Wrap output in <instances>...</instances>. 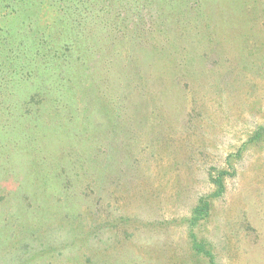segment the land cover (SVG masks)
Masks as SVG:
<instances>
[{
  "label": "rangeland",
  "instance_id": "obj_1",
  "mask_svg": "<svg viewBox=\"0 0 264 264\" xmlns=\"http://www.w3.org/2000/svg\"><path fill=\"white\" fill-rule=\"evenodd\" d=\"M159 1L154 28L180 43L136 51L156 64L130 77L124 101L111 97L119 123L98 124L87 103L85 125L81 109L47 99L37 120L51 129L31 118L35 133L21 134L36 138L35 171L12 149L21 131L0 136V264H264V0H196L193 16L178 12L187 0ZM146 4L133 21L160 14ZM105 130L114 148L96 154ZM200 198L209 214L194 223Z\"/></svg>",
  "mask_w": 264,
  "mask_h": 264
},
{
  "label": "trees",
  "instance_id": "obj_2",
  "mask_svg": "<svg viewBox=\"0 0 264 264\" xmlns=\"http://www.w3.org/2000/svg\"><path fill=\"white\" fill-rule=\"evenodd\" d=\"M125 1L126 5L130 4L129 0ZM188 1L193 3L192 6L184 7L178 12L191 14L197 2ZM147 2L156 8L158 6L160 13L149 14L148 18L152 21L147 22L148 26L141 19L142 15L135 21L132 16L135 13L141 14ZM161 3L159 0H139L128 16L126 13L120 14L124 12L121 11V0H0V136L11 137L16 130L21 131L20 134L16 131L12 138V149L21 146V150L36 157H33L36 167L32 171L43 166L42 156L32 146L36 138L30 137L28 141L21 134L32 136L35 133L33 124H30L31 118L37 121L36 126L51 129L49 123L37 120V112L49 108L47 99L58 95L56 98L59 104L63 108L69 106L70 112L67 113H72L71 117L81 109L84 115L80 118V123L85 125L87 103L88 111L97 116L95 119L98 124L119 123L118 119L121 117L115 113L116 106L111 97H120L124 101L133 93L130 77L140 72L145 78L150 65L156 64L146 60L141 63L136 51L147 49L142 46L157 44L158 46L149 48L154 56L160 48L174 49L177 42L180 43L171 39L162 27L159 30L154 28L155 24L163 20ZM40 26L43 31L38 30ZM173 36L180 38L179 33ZM34 98L36 104L32 103ZM123 105H126V101ZM68 119L66 124L63 123L64 127L60 128L68 130L67 126L72 121ZM7 127L15 130H8ZM72 133L75 138L77 133L68 130V134ZM99 133L94 134L96 144H99L96 154L101 152L100 145L107 140L110 143L105 147L109 150L114 148L113 143L117 138L107 130L103 132V136ZM71 135L60 140V149L54 150L55 155L67 147L73 148L72 143L67 144ZM257 137L260 135L257 134L253 139ZM30 142L32 143L29 145ZM126 146L127 149L121 150L122 153L128 156L129 152L132 156L130 145ZM87 152L84 155L90 156L93 149L89 154ZM58 162L64 164L63 158H59ZM68 166L67 169H70V164ZM63 170L62 168L61 172ZM213 181L220 190V181ZM217 192L219 191L215 195ZM109 209L107 212L110 217ZM208 212L209 203L200 198L194 209L193 222L203 220ZM196 240L198 239L191 241L195 244Z\"/></svg>",
  "mask_w": 264,
  "mask_h": 264
}]
</instances>
